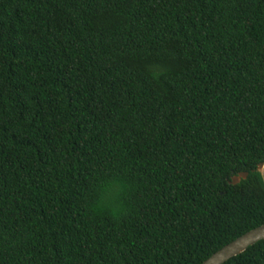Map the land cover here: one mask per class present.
Wrapping results in <instances>:
<instances>
[{
    "label": "trees",
    "instance_id": "16d2710c",
    "mask_svg": "<svg viewBox=\"0 0 264 264\" xmlns=\"http://www.w3.org/2000/svg\"><path fill=\"white\" fill-rule=\"evenodd\" d=\"M263 157L264 0H0V264H199Z\"/></svg>",
    "mask_w": 264,
    "mask_h": 264
},
{
    "label": "water",
    "instance_id": "95a60500",
    "mask_svg": "<svg viewBox=\"0 0 264 264\" xmlns=\"http://www.w3.org/2000/svg\"><path fill=\"white\" fill-rule=\"evenodd\" d=\"M255 170L258 171L259 174L264 175V157L261 161L256 163ZM246 174L247 172L245 171L237 172V174L230 177L229 182L236 183L240 178H245ZM262 238H264V222L246 230L225 243L203 259L199 264H221L228 258L243 251L248 245Z\"/></svg>",
    "mask_w": 264,
    "mask_h": 264
},
{
    "label": "clouds",
    "instance_id": "9594fccd",
    "mask_svg": "<svg viewBox=\"0 0 264 264\" xmlns=\"http://www.w3.org/2000/svg\"><path fill=\"white\" fill-rule=\"evenodd\" d=\"M162 73L161 72H159L158 70L157 71H155L154 73H153V79L154 80H158V78H159V76L161 75ZM258 175V177H259V180L261 181V182H264V175H261V174H257Z\"/></svg>",
    "mask_w": 264,
    "mask_h": 264
}]
</instances>
